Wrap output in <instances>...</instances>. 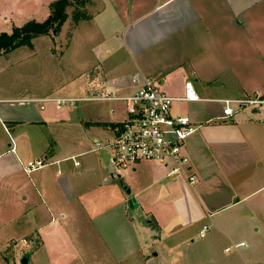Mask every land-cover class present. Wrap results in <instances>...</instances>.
Here are the masks:
<instances>
[{
    "label": "crops",
    "instance_id": "obj_1",
    "mask_svg": "<svg viewBox=\"0 0 264 264\" xmlns=\"http://www.w3.org/2000/svg\"><path fill=\"white\" fill-rule=\"evenodd\" d=\"M54 1L42 20H31L46 21ZM86 5L70 39L42 36L32 47L0 53L9 61L27 48L31 64L29 85L7 84L0 72V248L18 249L15 239L28 237L23 243L36 256L64 238L67 247L54 253L57 261L68 255L66 264H122L137 253L147 264L162 252L140 254L137 227L146 245L162 246L181 237L188 243L189 228L201 225L200 232L221 212L228 223H262L264 106L241 103L264 99V0ZM68 28L69 20L62 31ZM46 41L58 48L43 55L38 44ZM51 59L59 60L54 76ZM135 75L157 81L174 99L172 114L200 126L184 148L194 185L155 162L112 177L109 143L127 117L123 98L134 92ZM188 81L198 101L184 99ZM226 101L235 114L222 120ZM43 159L46 167L25 171ZM242 243L247 247L235 245Z\"/></svg>",
    "mask_w": 264,
    "mask_h": 264
},
{
    "label": "rangeland",
    "instance_id": "obj_2",
    "mask_svg": "<svg viewBox=\"0 0 264 264\" xmlns=\"http://www.w3.org/2000/svg\"><path fill=\"white\" fill-rule=\"evenodd\" d=\"M49 0H0V34H11L14 28L22 27L29 20L36 19L42 20L44 17L43 10L48 9ZM88 5L74 4L68 10L70 28L63 32L62 28L59 32L52 31L49 38L57 40L59 37L70 39L73 36L75 30V14H87ZM4 18H7L6 20ZM67 20V21H68ZM68 32V33H67ZM56 44V43H55ZM38 48L41 53L47 55L52 48H58L53 42H40ZM91 46H86L84 54L90 55ZM2 53V52H1ZM30 56V51L27 48L15 52L9 61L0 60V72H5L3 80L7 84L23 86L28 84V73L30 70V60H27ZM5 62L4 65L1 63ZM50 73L54 76L55 72L59 70V60L51 59ZM7 71V72H6ZM54 79V78H53ZM29 85V84H28ZM259 199L264 197V192L259 194ZM246 212V213H245ZM245 214H249L245 208ZM243 213V214H244ZM227 212H221L220 214L213 216V218L205 221L206 224L211 225V229L207 233L206 238H199V229L201 225L193 226L189 228L186 234L189 235L190 240L188 243L183 244V237L174 238L172 241L165 242L162 246L156 244L153 246L152 242H148L147 245L145 237L142 235L141 229L137 227V237L141 242L140 254H149L153 251H161L159 258L154 259L155 262H149L147 264H255L264 262V252L261 253L260 248L264 249V221L262 223L253 222L252 219L246 218L245 221L233 220L228 223ZM204 222V223H205ZM26 224V221L24 222ZM200 226V227H199ZM261 230H260V228ZM258 229V231H256ZM260 230V231H259ZM18 249L12 247L0 248V264H22V261L26 258L29 260V264H66L69 260L68 255L63 253V258L57 261L58 255L54 253V250L58 246L60 249H65L64 238L56 239L50 245L49 249L38 253L36 256L28 251L31 248H26L23 242L31 241L30 238H16ZM150 240V239H149ZM147 240V241H149ZM61 242L59 244V242ZM245 242L246 248H235L237 243ZM144 243V244H143ZM235 245V246H234ZM239 245V244H238ZM55 247V248H54ZM160 247V248H159ZM226 248H230L228 252H225ZM264 251V250H263ZM106 264L110 262L105 261ZM73 264V263H70ZM122 264H144L143 258L135 254H131L130 259Z\"/></svg>",
    "mask_w": 264,
    "mask_h": 264
},
{
    "label": "built area",
    "instance_id": "obj_3",
    "mask_svg": "<svg viewBox=\"0 0 264 264\" xmlns=\"http://www.w3.org/2000/svg\"><path fill=\"white\" fill-rule=\"evenodd\" d=\"M131 84L134 92L123 98L127 117L114 128L115 137L109 143L113 153L112 177H117L123 171L135 169L143 162H155L170 169L169 176H185L188 183L194 185L196 177L189 173L190 160L185 155L184 148L200 126L190 117L172 114L174 99L160 88L157 81L135 75L131 79ZM184 91L185 100H199L200 97L192 82H186ZM110 97L111 95H108V98ZM225 104L222 120L231 119L235 114L230 101H226ZM241 105L258 108L264 106V99L257 96L247 99ZM47 165V159L30 162L25 171L31 173ZM75 165L79 166L80 163L76 162ZM209 229V225L203 226L199 237H206ZM243 247H246L244 243L235 248ZM229 250L230 248L226 252Z\"/></svg>",
    "mask_w": 264,
    "mask_h": 264
},
{
    "label": "trees",
    "instance_id": "obj_4",
    "mask_svg": "<svg viewBox=\"0 0 264 264\" xmlns=\"http://www.w3.org/2000/svg\"><path fill=\"white\" fill-rule=\"evenodd\" d=\"M88 0H57L51 3L50 17L44 22L31 20L22 27L14 28L11 34H0V53H9L21 47H32L33 40L59 32L69 18L68 10L74 4L86 5ZM75 23L86 18L85 14L76 13Z\"/></svg>",
    "mask_w": 264,
    "mask_h": 264
},
{
    "label": "water",
    "instance_id": "obj_5",
    "mask_svg": "<svg viewBox=\"0 0 264 264\" xmlns=\"http://www.w3.org/2000/svg\"><path fill=\"white\" fill-rule=\"evenodd\" d=\"M134 202H135V200L132 199L131 202H130V205H132ZM22 264H29V260H28V258L24 259V260L22 261Z\"/></svg>",
    "mask_w": 264,
    "mask_h": 264
}]
</instances>
